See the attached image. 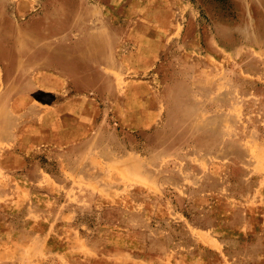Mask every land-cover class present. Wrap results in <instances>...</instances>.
I'll return each instance as SVG.
<instances>
[{
	"label": "rangeland",
	"instance_id": "374dc122",
	"mask_svg": "<svg viewBox=\"0 0 264 264\" xmlns=\"http://www.w3.org/2000/svg\"><path fill=\"white\" fill-rule=\"evenodd\" d=\"M42 1L17 30L0 0L5 62L67 75L74 21L110 61L73 80L99 105L84 142L38 153L0 129V264H264V0ZM144 65L126 78L160 117L133 131L109 106Z\"/></svg>",
	"mask_w": 264,
	"mask_h": 264
},
{
	"label": "crops",
	"instance_id": "0c3cea01",
	"mask_svg": "<svg viewBox=\"0 0 264 264\" xmlns=\"http://www.w3.org/2000/svg\"><path fill=\"white\" fill-rule=\"evenodd\" d=\"M9 3L13 7V18H11L15 19L13 25L17 30L23 28L20 19L33 11L45 9L42 0H9ZM74 3L69 0L67 5L64 3V9L67 8L69 14H72L70 11L76 10L73 9ZM0 4V15L4 10L3 13L7 17L8 4L4 8L2 2ZM160 26L163 30H167L168 26L164 24ZM6 29L7 27H4V30ZM100 30L101 28L96 25L87 26L77 21L67 24V48L74 49L70 51L71 56L76 58L74 62L77 64V68L74 69L67 65V75L65 71H56L50 65L24 69L25 60L22 57L15 61L11 60L8 64L5 62V55L0 56V117L3 119L0 129L10 131L11 136L6 141L29 140L33 148L38 149L35 151L39 153L43 150L70 147L87 139L89 129L97 120L99 105L97 100L86 95V91L83 92L73 80L81 77L89 66L98 62L107 64L110 61V57L103 56L100 51L88 52V48H101L108 43L96 37ZM89 32L95 33V36L89 38ZM159 37L161 40L162 35L159 34ZM152 41L153 45L162 46L160 42L150 39V42ZM89 53L91 54L88 55ZM46 60L48 63L52 62L50 56L46 57ZM14 66L17 67L15 72ZM145 67L146 65L142 68L123 66V70H117V75L119 74L123 80H117V97L109 106L119 125L133 131L153 127L160 117L159 107L153 106L151 102L154 91L152 84L126 78L128 71L139 73L144 71ZM15 77L29 78L27 85L30 89L13 92L11 81ZM153 107L155 120L151 118ZM7 119L12 122L9 124L6 122Z\"/></svg>",
	"mask_w": 264,
	"mask_h": 264
}]
</instances>
